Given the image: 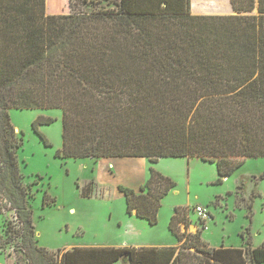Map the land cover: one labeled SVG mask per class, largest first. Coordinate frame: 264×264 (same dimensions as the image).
I'll return each mask as SVG.
<instances>
[{
    "label": "trees",
    "instance_id": "obj_1",
    "mask_svg": "<svg viewBox=\"0 0 264 264\" xmlns=\"http://www.w3.org/2000/svg\"><path fill=\"white\" fill-rule=\"evenodd\" d=\"M229 1L234 15H194L191 0H0V189L19 223L4 234L20 238L26 264H264V244L250 238L211 248L200 220L189 233L183 206L168 225L176 247H38L19 169L23 139L9 114L60 110L61 160L196 158L215 165L221 184L264 158V0ZM52 122L32 123L46 147L38 128ZM175 187L151 166L137 191H118L127 215L155 226Z\"/></svg>",
    "mask_w": 264,
    "mask_h": 264
},
{
    "label": "rangeland",
    "instance_id": "obj_2",
    "mask_svg": "<svg viewBox=\"0 0 264 264\" xmlns=\"http://www.w3.org/2000/svg\"><path fill=\"white\" fill-rule=\"evenodd\" d=\"M205 2L207 4L198 8L202 9L198 13L235 14L229 0ZM9 114L16 136L23 139V146L18 151L19 169L32 197L30 202L38 247L56 252L78 246L106 244L110 240L119 241L121 231H112V225L125 212L124 200L113 197V191L110 199L101 198V192L94 190L92 179L100 167L97 169V164L88 159L55 158V152L61 148V111L11 110ZM38 117L53 120L51 124L38 128L48 143L47 147L32 130V123ZM154 168L166 171L165 176L173 180L176 187L162 202L161 222L158 218V223L150 226L154 230L153 237L162 239L164 233H169L170 210L177 206L190 210L187 230L192 223L199 230L200 221L192 212V208L199 205L207 208L212 216L207 229L201 231V239L209 247L239 248L245 245L247 238H250L254 248L264 244V158L247 159L221 184L216 182L215 165L198 159H191L187 163L181 159L166 158ZM98 172L100 184L110 186L115 183L106 170L100 176ZM87 181L91 182L87 184ZM82 189L87 197H82ZM45 194L54 199V204L43 206ZM8 224L10 227L19 226L8 189H0V264H26L20 249V238L8 240L4 234ZM247 228L249 232H246ZM175 240L171 239L176 243Z\"/></svg>",
    "mask_w": 264,
    "mask_h": 264
},
{
    "label": "crops",
    "instance_id": "obj_3",
    "mask_svg": "<svg viewBox=\"0 0 264 264\" xmlns=\"http://www.w3.org/2000/svg\"><path fill=\"white\" fill-rule=\"evenodd\" d=\"M191 10L193 11L192 13L194 15H205L206 13H198V11H201L202 9H193L192 8V1H191ZM88 160H92V162L96 165L97 164V169L100 167V171L98 170V175L100 176L101 173L106 170L109 174L110 177L115 181V183L110 184L108 186L107 184H101L98 181L97 174L95 172V175L92 179V182L95 185L94 190H98V192H101L102 196L101 198H108L110 199L111 193L113 191V197H118L120 201L123 198L124 204H125V199L123 195L118 191V186H123L127 187L133 190H138L148 179L149 177V169L151 166L155 167L159 161L166 159V158H161L158 160V162L154 165H152L147 159L145 158H101V159H91L87 158ZM172 159H181L184 161H187V163L191 159H196V158H172ZM85 160V159H81ZM199 160V159H198ZM159 165V164H158ZM188 165V164H187ZM102 167L103 171H102ZM156 171L161 173L162 175L165 176L166 171L164 172L163 169H158L154 168ZM158 169V170H157ZM96 170V168H95ZM217 172V171H216ZM87 181L86 183L88 184ZM167 197V196H166ZM165 199V198H164ZM163 199V200H164ZM162 200V202H163ZM190 206V205H186ZM163 207V204H162ZM124 211L123 215H121V218L116 219L114 221V224L112 225V231H121L120 236H119V241L115 240H110L106 244H100L96 246H83V247H117V248H123V247H134V248H150V247H176L179 245L178 241L172 242L171 239L175 238L172 234L169 233H164L163 238L161 239L160 237L156 238L153 237V231L150 228V225L142 219L137 218L134 214L132 215H127L126 214V204L124 205ZM162 209V208H161ZM158 213V218H159V223L161 222L160 218V211ZM170 217L174 213V207H172V210H170ZM111 219V215H109ZM212 218V216H211ZM170 219V218H169ZM207 224L208 221L206 222V228L207 229ZM197 227L195 226L194 223H192L190 229L188 230L189 233H194L197 231ZM184 231V230H183ZM152 233V234H151ZM151 236H148L150 235ZM165 236V238H164ZM173 237V238H172ZM164 239V240H163ZM176 239V238H175ZM82 247V246H78ZM72 249V248H70ZM69 250V249H66ZM124 264L122 262H117L115 264Z\"/></svg>",
    "mask_w": 264,
    "mask_h": 264
},
{
    "label": "built area",
    "instance_id": "obj_4",
    "mask_svg": "<svg viewBox=\"0 0 264 264\" xmlns=\"http://www.w3.org/2000/svg\"><path fill=\"white\" fill-rule=\"evenodd\" d=\"M192 212L195 213L200 221L207 222L211 219V215L207 208L202 207V206H195L192 208Z\"/></svg>",
    "mask_w": 264,
    "mask_h": 264
}]
</instances>
